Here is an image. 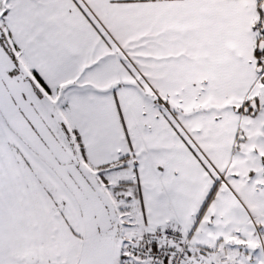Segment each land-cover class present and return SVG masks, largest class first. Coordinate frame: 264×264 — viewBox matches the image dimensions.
<instances>
[{"label":"snow or ice","instance_id":"1","mask_svg":"<svg viewBox=\"0 0 264 264\" xmlns=\"http://www.w3.org/2000/svg\"><path fill=\"white\" fill-rule=\"evenodd\" d=\"M0 264H264V0H0Z\"/></svg>","mask_w":264,"mask_h":264}]
</instances>
